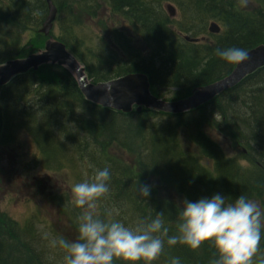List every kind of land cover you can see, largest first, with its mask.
I'll return each mask as SVG.
<instances>
[{
  "label": "trees",
  "instance_id": "16d2710c",
  "mask_svg": "<svg viewBox=\"0 0 264 264\" xmlns=\"http://www.w3.org/2000/svg\"><path fill=\"white\" fill-rule=\"evenodd\" d=\"M45 1L38 0L44 12L48 8ZM67 1L79 2L76 4L81 11L78 16L89 17H93L92 10L95 12L97 6L102 3L101 0ZM106 1L113 15L120 16L126 21L135 20L143 26L138 32L144 36L147 44L149 43V52L146 56L138 51L133 52L138 59L129 64L125 62L111 66L110 59L106 64L102 57L96 64L90 63L87 57L95 58V55L91 50L84 52L82 48H78L83 46V43L76 38L74 30L80 28L81 24L79 18L73 15V9L68 8L70 18L64 23L65 33L62 31V35L56 39L66 44L68 50L90 72L89 75H92V72L99 74L93 80L96 84L140 72L149 77L154 96L165 99L171 89H181L186 98L195 88L216 82L229 75L235 68L236 65H227L214 55L216 49L236 46L248 52L264 45V0H247L246 7H242L239 0H179L184 14L196 15L201 19V25L205 21L215 22L221 28L218 35L210 34L207 41L203 40L204 42L198 44H190L182 39L178 34H183L186 27L174 31L171 27L174 21L167 16L168 14L153 9L149 0ZM10 6L11 20L19 28L24 26L29 18L30 7L22 6L20 1ZM190 18V16L185 18L187 27L192 26ZM202 28L204 30L203 25ZM0 31V41L10 34V42L20 44L21 35L17 28H0ZM38 34L47 40L43 34L40 32ZM44 39L31 43L29 54L43 50L46 42ZM117 43L120 44L119 47L126 48L124 41L117 39ZM2 48L0 53L4 52V55L10 54L11 48L15 49V53L9 56L17 58L24 47L15 48L12 45L7 47L4 42ZM2 55L0 64L5 63ZM111 68L113 70H110ZM0 94L13 102L26 100L29 94L43 98L40 102L41 108L27 109L17 118L15 109L6 113L3 111L5 107L0 106V144H4L3 133L8 119L15 130L26 129L29 134L36 136V144L41 148V154L47 163L62 164L68 152L57 143L53 128L60 126L61 129H67L66 125L69 127V123H74L94 145L92 159L102 160L101 163L107 164L112 170L110 172L112 178L118 181L123 192L129 194L127 195L137 209L136 214H140L139 219L150 221L155 214H163L164 226L169 229L170 235L175 234L179 208L164 197V195L167 197L166 194L162 196L152 187L151 196L146 202L137 199L135 187L140 176L134 174L131 168L121 167L122 161L113 162L109 152L112 150L114 138L105 137L108 133L122 129V136L119 132L116 137L119 146L129 153L141 149L139 163L142 164V168L152 170L156 178L184 199L196 201L219 193L230 197L231 201V198L235 199L245 194L264 209V67L213 101L179 115L151 109L124 114L95 105L86 100L74 76L64 67L57 65H45L37 72L31 71L17 77L9 85L0 88ZM55 95L59 96L60 101L52 106L56 100ZM76 107L85 113L87 111L89 118L86 119L84 114L77 116ZM63 113L66 114L65 120L61 116ZM149 122L152 123L150 131L146 130ZM210 134L230 139L235 147H241L249 158L258 163L254 171H245L234 159L227 158ZM135 140H138V145ZM144 140L151 144L150 149ZM186 145L195 146L201 151L202 156L214 162L215 172L211 173L202 167ZM157 146L164 147L167 152L155 160L154 148ZM59 149L61 155L58 153ZM97 155L101 159L96 157ZM69 163L71 162L62 165L67 166ZM20 228H17L6 215H0V264H50L47 262L48 259L40 256L35 249L27 248L26 251L20 248L19 242L24 238ZM10 232L16 239H11ZM200 249L192 251L179 244L171 248L165 245L162 255L155 264H167L169 257L173 256L179 257L181 264H210V261L216 258L215 249L211 245L206 244ZM258 255L264 256V237Z\"/></svg>",
  "mask_w": 264,
  "mask_h": 264
},
{
  "label": "rangeland",
  "instance_id": "374dc122",
  "mask_svg": "<svg viewBox=\"0 0 264 264\" xmlns=\"http://www.w3.org/2000/svg\"><path fill=\"white\" fill-rule=\"evenodd\" d=\"M16 1H20L22 6L30 7L29 18L25 25L20 28L11 20L10 16L12 12L10 5H15ZM52 1L58 9L57 19L51 31L52 36L58 38V36L62 35V31L63 34L65 33L64 23L70 18L67 9L72 8L73 15L79 18L81 24L80 28L74 30L76 38L83 43V46L81 45L78 48H82L84 52L91 50L95 55V58L87 57L90 63L96 64L99 58L102 57L105 59L106 64L110 59L109 65L116 66L125 62L129 64L132 61H137L138 58H135V55L132 54L133 52L138 51L143 56L148 55L149 43L147 44L144 36L138 32V30L143 29V26L135 20L126 21L120 16L113 15L106 0H101L102 3L97 6L95 12L92 10L93 17L78 16L81 11L77 8L76 4L79 3L77 1ZM149 1L152 2L153 9L165 15L168 13V6H172L175 9V18H170L174 21L171 27L174 31H180L183 27H186V31L183 34H178L182 39L184 37H197L201 42H204L203 40L207 41L211 36L209 28L212 22H203V30L201 19L196 15L184 14L179 0ZM2 4L4 5L2 6ZM0 6H2L0 7V28H17L21 35L20 44L17 45L10 42L11 35L8 34L4 40L0 41V50L3 49L2 45L4 42H6L7 47L10 45L15 48L19 46L24 47L23 52L17 58L9 56L15 53V49L13 48L10 49V54L4 55V52H1L0 56L3 54L2 58L5 60V63L11 60L23 59L25 56L29 57L32 54H29L28 49L32 48V44L42 38L44 39L38 32L43 28V24L48 16V8L44 12L38 0H0ZM189 16L191 17L189 21L192 26L187 27L185 18ZM76 18L75 20H77ZM182 22L183 24L180 26ZM117 39L124 41L126 48L119 47L120 44H116ZM44 41L46 40L44 39ZM190 44L192 43L190 42ZM110 70L113 69L111 68ZM86 72L89 75L90 72L87 70ZM90 75L88 78H90L89 80L92 83H94L95 76H99V74L93 72ZM160 87L162 89V85ZM169 93V96L161 100L165 102H177L184 99V93L181 89H171ZM54 97L58 102L60 101L58 95ZM174 97H179V99H174ZM5 98L0 94V106L5 107L3 111L6 113L15 109V118L19 117L27 109L42 107L40 102L43 98L41 96L36 97L29 94L26 96V100L20 102H13ZM135 109H137L136 106L134 111ZM75 111L78 112L77 116L84 114L86 119L89 118L87 111L85 113L79 107H76ZM61 116L65 120L66 114L63 113ZM18 124L19 122H17ZM5 125L6 129L3 133L4 144H0V215H6L17 225V228L21 227V235L24 238L19 242L20 248L25 250L33 248L40 256L48 259V263L62 264V251L58 248H52L49 240L62 237L71 241L75 240L78 235L76 217L79 215L80 210L76 209L70 202L71 186L74 183L90 178L94 174L95 169H103V166L107 167V164L101 163L102 160L92 159L91 153L95 147L90 142L88 136L75 127L74 123H69V127L66 125L67 129H61L60 126H57L55 129L53 128V134L56 136L57 143L62 145L63 149L68 152L67 156L62 160V164L71 162L67 166L60 163H56L55 165L47 163L41 154V148H38L36 144V136L29 134L26 129L15 130L8 119ZM211 138L220 146L225 156L234 159L240 168L249 172L254 171L255 165L258 163L254 159L249 158L241 147H235L230 139H225L218 134H212ZM135 142L138 145V140H135ZM186 146L194 153L193 156L199 160L202 167L211 173L215 172L214 162L202 156L201 151L195 146ZM91 149L92 151H90ZM140 151L141 149L132 153L124 151L119 146L118 140L114 138L109 156H111L113 162L122 161L123 163H120L121 167L131 168L134 174H139V182L142 185H150L152 188L157 189L162 196L166 194L169 199L165 195L164 197L179 208L184 198L156 178L152 170L147 171L142 168V164L139 163ZM58 153L62 154L60 149ZM96 157L101 159L99 155ZM249 160H252V162H249ZM109 187V194L99 203L97 208V211L101 215L105 211H111L115 219L129 226H135L138 220L147 222L143 218L139 219L140 214H136L137 209L134 207L133 200H130L127 192L121 190L120 184L112 178L111 174ZM74 210H78V212ZM44 233L49 234V239H44ZM9 235L11 239H16L12 232Z\"/></svg>",
  "mask_w": 264,
  "mask_h": 264
},
{
  "label": "clouds",
  "instance_id": "9594fccd",
  "mask_svg": "<svg viewBox=\"0 0 264 264\" xmlns=\"http://www.w3.org/2000/svg\"><path fill=\"white\" fill-rule=\"evenodd\" d=\"M239 2L247 6V0ZM214 55L227 65L248 59L247 50L236 46L218 48ZM109 182L110 170L105 167L71 186L70 202L80 210L78 235L71 241L62 237L49 240L52 248L62 251V264H155L165 245L178 244L192 251L211 245L216 258L210 264H264V256L258 255L264 237V209L245 194L231 201L219 193L196 201L185 198L179 205L175 234L170 235L163 214H155L147 222L138 220L135 226L115 219L111 211L101 215L97 208L109 194ZM135 195L146 202L151 186L137 181ZM44 239H49L48 233ZM167 264H181V260L169 257Z\"/></svg>",
  "mask_w": 264,
  "mask_h": 264
},
{
  "label": "water",
  "instance_id": "95a60500",
  "mask_svg": "<svg viewBox=\"0 0 264 264\" xmlns=\"http://www.w3.org/2000/svg\"><path fill=\"white\" fill-rule=\"evenodd\" d=\"M47 4L49 14L40 31L48 38L44 50L29 57L11 60L0 65V87L8 85L19 75H24L30 71H38L42 66L57 65L66 68L74 75L80 90L89 102L124 114H130L136 106L137 113L145 108L179 115L203 106L264 67V45H261L249 51L247 61L236 65L229 76L213 84L200 87L194 90L187 99L177 102H165L154 97L150 91L149 78L141 73H133L109 82L94 84L89 81L85 68L68 51L67 46L51 37L58 11L51 0H47ZM167 10L171 16L175 15L171 6H168ZM209 31L218 34L220 29L212 23ZM185 40L197 42V40L189 37H185Z\"/></svg>",
  "mask_w": 264,
  "mask_h": 264
},
{
  "label": "bare ground",
  "instance_id": "6f19581e",
  "mask_svg": "<svg viewBox=\"0 0 264 264\" xmlns=\"http://www.w3.org/2000/svg\"><path fill=\"white\" fill-rule=\"evenodd\" d=\"M209 33H211V32L209 31ZM53 102H54L53 105L58 104V100H54ZM93 104H95V103H93ZM95 105H98V104H95ZM98 106H101V105H98ZM101 107H103V106H101ZM103 108H107V107H103ZM151 126H152V123L149 122L147 124V126H146V130L150 131ZM119 132H120V136H122V129H120V130H118V131H116L114 133H108L105 137H109L110 139L111 138H116ZM147 141L148 140H144L145 145L147 144L149 149H150L151 148V144L149 142L147 143ZM154 149H156L155 150L156 153L154 154L155 160L158 159L159 155H163L165 152H167V149H164V147L163 148H158V146H157Z\"/></svg>",
  "mask_w": 264,
  "mask_h": 264
}]
</instances>
